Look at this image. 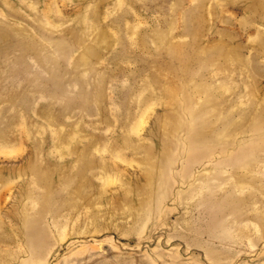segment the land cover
Here are the masks:
<instances>
[{"label":"rangeland","instance_id":"obj_1","mask_svg":"<svg viewBox=\"0 0 264 264\" xmlns=\"http://www.w3.org/2000/svg\"><path fill=\"white\" fill-rule=\"evenodd\" d=\"M264 264V0H0V264Z\"/></svg>","mask_w":264,"mask_h":264},{"label":"bare ground","instance_id":"obj_2","mask_svg":"<svg viewBox=\"0 0 264 264\" xmlns=\"http://www.w3.org/2000/svg\"><path fill=\"white\" fill-rule=\"evenodd\" d=\"M117 264H123V262L122 261H118Z\"/></svg>","mask_w":264,"mask_h":264}]
</instances>
